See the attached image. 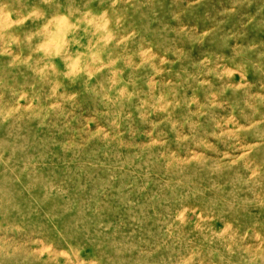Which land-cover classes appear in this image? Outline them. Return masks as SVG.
Segmentation results:
<instances>
[{"label": "rangeland", "instance_id": "1", "mask_svg": "<svg viewBox=\"0 0 264 264\" xmlns=\"http://www.w3.org/2000/svg\"><path fill=\"white\" fill-rule=\"evenodd\" d=\"M0 264H264V0H0Z\"/></svg>", "mask_w": 264, "mask_h": 264}]
</instances>
